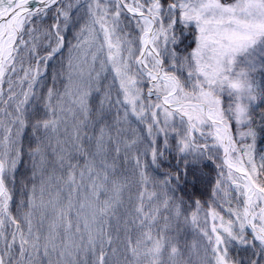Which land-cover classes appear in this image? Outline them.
Segmentation results:
<instances>
[{
	"label": "snow or ice",
	"instance_id": "1",
	"mask_svg": "<svg viewBox=\"0 0 264 264\" xmlns=\"http://www.w3.org/2000/svg\"><path fill=\"white\" fill-rule=\"evenodd\" d=\"M0 264H264V0H0Z\"/></svg>",
	"mask_w": 264,
	"mask_h": 264
}]
</instances>
